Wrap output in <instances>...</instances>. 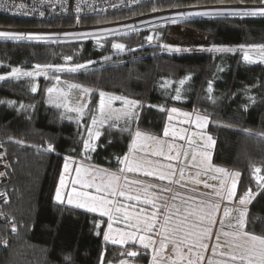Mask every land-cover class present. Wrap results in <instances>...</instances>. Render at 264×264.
I'll return each mask as SVG.
<instances>
[{
  "label": "trees",
  "instance_id": "trees-1",
  "mask_svg": "<svg viewBox=\"0 0 264 264\" xmlns=\"http://www.w3.org/2000/svg\"><path fill=\"white\" fill-rule=\"evenodd\" d=\"M260 2L160 0L87 18L81 25L106 26L174 8ZM72 24L66 19L39 23L0 14V29ZM261 45L264 16L193 19L56 44L0 39V146L9 166V184L3 188L8 201L0 219L12 220L15 229L13 234L0 230V264H101L102 259L103 264H117L126 257L149 264L145 248L104 240L107 216L59 203L55 193L65 157L116 171L122 166L117 158L127 155L135 132L163 135L171 107L207 118L205 132L214 142L210 163L239 173L235 202L250 197L243 211V231L264 237V62L243 60L244 54H264ZM187 48L206 51H173ZM34 67L48 70L37 78L35 92L31 79L13 75ZM165 80L170 83L167 89L162 88ZM70 84L81 85L77 89L81 94H69ZM49 88L54 91L49 93ZM84 88L90 91L85 93ZM100 92L106 101L112 96L123 98L116 102L139 103L132 109L134 119L120 118L105 126L95 150L85 152L83 142L97 114ZM62 93H67V100ZM74 101L87 108L82 124L63 116L60 106H73ZM130 251L138 255L130 257Z\"/></svg>",
  "mask_w": 264,
  "mask_h": 264
},
{
  "label": "snow or ice",
  "instance_id": "snow-or-ice-1",
  "mask_svg": "<svg viewBox=\"0 0 264 264\" xmlns=\"http://www.w3.org/2000/svg\"><path fill=\"white\" fill-rule=\"evenodd\" d=\"M261 14H264V9L259 10ZM210 14L215 15H224V11H215L214 13L210 12H186L182 13V16L185 17H192V16H206ZM230 15H237L240 14L236 11L229 12ZM245 15L248 14H255L254 12H245ZM13 34L6 33V32H0V36L8 37L12 36ZM17 38H20L17 36ZM114 48L117 49H123L124 45L122 44H114ZM264 52V45L259 46ZM219 51H231V49H218ZM70 59V58H69ZM245 59H248V56L245 55ZM77 67H82L81 65H78ZM74 70V69H71ZM14 72L17 71L16 69L13 70ZM26 75H31V73H26ZM0 79H3V77H0ZM184 83L183 80L180 81V84L182 85ZM82 86L79 84H70L69 88H75L79 89ZM35 91V89H33ZM54 89L49 88L48 92L52 93ZM83 91L85 93L89 92L90 90L87 88H84ZM179 89L176 90L177 95L176 99L180 98ZM64 96V99L67 100V93H62ZM100 101H99V112L101 116L103 117V120L108 119H120V118H126V119H134V114L132 112V109L139 103L138 101H129L124 100L125 105L128 106L126 111L122 112H116L115 110H111L110 104L111 101L114 99H123L121 97H108V100H105L106 94L104 92H100ZM59 106V105H57ZM106 107L108 108V111H106ZM69 111H81L80 108H68ZM162 111L164 109H161ZM170 113H178L177 108L173 107L170 109ZM184 117L183 120L179 121L181 124H191V114L189 113H182L180 114ZM173 119V116L170 114L168 116V120L171 121ZM203 118L197 116L196 121L200 127H203V124L200 123ZM102 122V121H101ZM97 123V120L95 117L92 119V124L95 125ZM89 137L88 140H85L84 143V149L85 152H87L88 149L95 150L92 144L90 143L93 132L91 129H88ZM188 132V129L180 128L179 131H177L176 128H172L171 131L168 126L164 128L163 135L165 137H168L171 135L174 139L178 138L180 140H185L187 142V145L189 148H191L196 141L192 139V137L186 135ZM96 135L98 136L99 133L97 132ZM142 135L145 136L148 140H153L159 145V147L152 153L155 156L163 157L164 160L167 161H180L181 157H183L185 160H188L189 157L191 159V164L186 165L184 167L177 165H173L172 163H168L167 165H164L162 162H153L151 160H147L145 158H140V160H137L135 158H130L129 155H125L122 159L117 158L120 163H123L125 165L124 168H121L119 170V173H112L108 172L107 170H101L98 168H95V166H88L85 167L83 165H79L75 168L76 172V179L72 181L73 188L72 193L69 196V203H72V196H75L77 200V207L85 208L87 211L90 212H99L100 216H107V228L108 232L104 234V240L109 241L111 239L112 243H120L123 244L127 240H133L135 241L137 239L138 233H149L151 235H139L138 240L142 244V246L147 248H153V251L159 255V253L165 251L167 249V245L169 242L173 244L172 252L175 256V259L171 260V264H181V262L184 259H187L188 264H198V261H203L204 257L202 253L196 252V249H202L207 250L208 245L205 243V240L210 238V234H212V226L216 224V221L213 219V217L219 212L220 205L219 203H213L211 201H201L200 207L198 208V211L201 213L197 221L192 223L191 226H188L187 217L183 221H177V224L174 225L171 229H169L167 226L163 227V232L155 231V223L153 221L156 218V212H153L151 214V217H148L147 215L141 216L139 213H134L132 211L127 210L128 205H125L118 200H114V197H122L124 201H135L137 203H143V204H152L153 208H156V204L148 199L149 192L148 190L150 188H159L161 191H172V189L168 188L165 185H157V184H144L143 181L136 180V179H128L126 176H122L121 174L126 170L128 172H136V171H143V174L145 176H155L161 181L167 180L168 183H179L181 179L184 177V171L185 167H199L201 169V172H208L213 171L217 173H224L225 170L222 168L213 167L211 163L207 162V153H203L204 159L197 162V154L195 150H193L191 153L188 151H175L172 144H167V152H165V142H163L159 137L151 136L147 134H142L141 132L137 131L135 133V136L137 138L141 137ZM196 133H192V136H195ZM211 137H209V140ZM184 146L182 145L181 148ZM49 151H52V147L49 146ZM135 142L130 149V151H135ZM70 160L69 157H65V165L64 168L67 171L69 168L68 161ZM153 163H156L158 165L155 169H145L144 165H152ZM167 169V171H165ZM257 172H259V169H256ZM177 172H179V179H175ZM201 172L197 173V176L201 174ZM235 175H239V173H236ZM213 179H220L219 177H212ZM97 179H99V182H97ZM121 180L124 181L123 186L121 185ZM64 183L63 175L61 176V184ZM195 183L199 184L201 183L200 180H195ZM79 184L81 189H94V193L88 192V191H77L75 185ZM143 185L142 188L136 190V194H133L132 192H126L124 189L131 186V185ZM224 181L220 180V186L223 187ZM205 188L208 187H214L212 185H209L207 183L204 184ZM235 182L232 184V189L228 191L227 198L229 200L232 199V196L234 194L235 190ZM140 192L144 193L143 199L141 198ZM216 195L220 196L221 192L217 191ZM247 195V194H246ZM174 198V197H173ZM223 198V197H222ZM56 199L60 200V191L57 190ZM246 200L244 197H241L239 199V203L241 205L245 204ZM166 207V204H165ZM140 212H144V209L141 208ZM194 212L188 213V215H194ZM244 212L241 211L239 213V216L235 217V224L232 223L231 219L226 220L225 218H228L230 216V212L227 208L223 211V218L219 220V224L222 226H226L229 228L236 229L233 232H224L223 234L225 236H231L234 241H238L237 247L242 248L244 250V254L242 255H236L233 253H227L229 255L231 261H236L237 259L241 261H246V264H264V237L256 236L253 234H250L248 232L241 231V229L244 228ZM133 221H135L133 223ZM205 221H207V225L205 226ZM113 222L116 223H125V228H131L135 229V231H124L117 229L116 231L119 233V239L112 238L109 233L113 231ZM167 223V221H166ZM15 229H13L14 231ZM173 233V235H168L167 233ZM179 233H182V235H177ZM153 235L160 237V239L154 240L152 237ZM217 239H219V235L216 236ZM158 245V247H157ZM180 245H187V252L183 251ZM129 256H136L138 255L135 251H130L127 253ZM194 257V258H193ZM101 264H103V259L101 260ZM153 264H156V258L153 257ZM211 264V261L209 262Z\"/></svg>",
  "mask_w": 264,
  "mask_h": 264
},
{
  "label": "rangeland",
  "instance_id": "rangeland-1",
  "mask_svg": "<svg viewBox=\"0 0 264 264\" xmlns=\"http://www.w3.org/2000/svg\"><path fill=\"white\" fill-rule=\"evenodd\" d=\"M111 29H107V30H92V32H86L84 33L82 36H86V37H96L98 34H109L111 33L110 31ZM209 50V49H207ZM174 52H203L206 51L205 49H198V48H187L184 49L182 51L178 50V49H173ZM254 54V55H253ZM253 54H244L243 55V60L247 63L250 64H257V63H263L264 62V54L259 52V53H253ZM245 55L248 56V59H245ZM258 55L255 57V60L253 58V56ZM48 70H42L38 67H34V68H30V70H21L20 72H16L14 73V77H19L21 79H31L33 82V89H35L36 91V80L37 78L46 73ZM44 72V73H43ZM26 73H31V75H26ZM168 87H170V83L168 81H163L162 82V88L167 89ZM67 90V89H66ZM33 91V92H35ZM55 93V92H54ZM58 94V93H56ZM62 97V96H61ZM82 102V100H81ZM63 109V113H64V118L67 121L70 122H74L77 124H82L83 123V119L86 117L88 111L87 108L83 105H81L80 103H78L77 101L73 102V106H60ZM72 107V108H80L81 111H69L68 108ZM123 110H127L128 106L125 105L124 101L121 102H116L115 100L111 101L110 104V108L111 110H115L116 112H120V110H116L117 108H120ZM173 108V107H171ZM168 109V114H167V122H166V126L169 127L170 131L172 128H176L177 131H179L180 128H185L188 129V132L186 135L192 137V139H194L196 141V143L189 148L187 145V142L185 140H180L178 138H173L171 135H169L168 137H165L164 135L162 136H156L159 137L163 142H165V152H167V144H172L174 147L175 151H188L189 153H191L193 150H195L196 154H197V159H204L203 153H207V160H209V158L211 157V150L213 149V140L210 139L209 140V135L205 132L206 129V124H207V118L205 116L196 114L193 115L187 111H183L181 109H178V113H170V109ZM106 109H108L106 107ZM95 111H97V114L94 115V117L97 120V123L95 125L92 124V119L90 121V124L88 126V129H91L93 132V137L90 141V143L92 144V146L96 147V142L99 138V136L101 135L102 129L107 126V125H111L112 123L116 122L118 119L112 118V119H108V120H103V117L100 115L99 112V104L97 105ZM108 111V110H106ZM182 113H189L191 114V119H192V123L191 124H181L179 123V121L183 120L184 117L180 114ZM173 116V119L171 121L168 120V116L169 115ZM199 116L201 118H203L201 120L200 123L203 124V127H200L196 121V117ZM102 121V122H101ZM165 126V127H166ZM99 133V135L97 136L96 133ZM136 133V132H135ZM135 133L133 134V139L131 142V146L130 149L132 148L134 142H135V151H130L127 153V155L130 156V158H135L137 160H140V158H145L147 160H151L153 162H162L164 165H167L168 163H172L173 165H177L179 164V166L184 167L186 165H190L191 164V159L189 157L188 160H185L183 157H181L180 161H167L164 160L163 157L160 156H155L152 153L159 147V145H157V143L153 140H148L145 138L144 135H142L141 137L137 138L135 136ZM192 133H196L195 136H192ZM145 134V133H142ZM148 135V134H147ZM152 136V135H151ZM89 137V132L87 130V137L86 140H88ZM184 146L183 148H181V146ZM87 151L91 152L93 151L91 148L88 149ZM200 160H197V162H199ZM66 161L64 162L65 165ZM69 163V168L66 171L63 165V169H62V173L60 175L58 184H57V188H56V193H55V200L59 203H64L66 205L69 206H73V207H77V200L75 198V196H72V203H69V196L72 193V188H73V183L72 181L76 179V172H75V168L79 165H83L85 167L88 166H93L91 164L85 163V162H75L73 159H70L68 161ZM125 165L122 163V166L116 170H107L104 168H98L101 170H107L108 172H112V173H119V170L121 168H124ZM145 169H155L158 167V165L156 163H153L152 165H144ZM199 167H185V171H184V177L183 179L180 180L179 183H168L167 180L165 181H161L159 180L157 177L155 176H145L143 174V171H136V172H128V171H124L121 175L122 176H126L128 177V179H136V180H140L143 181L144 184H148V183H152V184H157V185H165L168 188L172 189V191H161L159 188H150L148 190L149 195H148V199H153L155 202L158 201H163V208L162 210L159 209L158 205L156 204V208L153 209L151 212H156V218L153 221V223H155V231H162V225L167 226L168 228H172L174 225L177 224V221H183L185 219V217H187V221H188V226L190 227L192 223L197 221L198 216L201 214L198 211V208L200 207V202L199 200H195V199H200V198H193L194 196H203L202 194H206L204 191L200 190L199 188L204 189V182H201L199 184L195 183V180H201L203 179L202 174H200L199 176H197V173L200 172V169L198 170ZM225 170V169H224ZM165 171H167V169H165ZM238 172H229L227 170H225V174L223 175V173H217V176L220 178L219 179V184H220V180L224 181L223 187L220 189L218 188L217 191L221 192L220 196L223 195H227L228 191L232 189V184L233 182H235V185L237 186L238 181H239V175H235ZM63 175V179H64V183L61 184V176ZM232 175V176H231ZM175 179H179V172H177V175L175 177ZM97 182H99V179H97ZM230 182V183H229ZM189 183H195L196 187L192 186ZM124 181L121 180V185L123 186ZM175 184V185H173ZM208 184V183H207ZM77 191H88V192H92L94 193V189H81L79 184L75 185ZM143 185H131L129 187H127L128 190H126V192H132L133 194L134 191L136 192L137 189L142 188ZM59 189L60 191V200L56 199V194H57V190ZM214 190H216L214 188ZM227 190V192H226ZM196 191H198L196 193ZM235 191L234 190V194L232 196L233 199V203L227 205L226 207L228 208V210L231 212V210L235 211L236 213H238L237 215L239 216V213L241 211H244L246 209V204L249 202L250 197L249 195L245 196V204L241 205L240 203L235 202ZM141 195V198L143 199L144 197V193L140 192L139 193ZM220 196L215 195L216 198H220ZM174 197V198H173ZM114 200H118L115 197L113 198ZM119 202L128 205V209L129 211H132L134 213H137L135 209H138V213L141 216L147 215L148 217H151V212L147 211L146 207L147 204H143V203H137L135 201H133V203H126V202H122L120 200H118ZM207 202V201H205ZM166 204V207H165ZM220 205V204H219ZM239 205L242 207L243 206V210H241V208H239ZM225 206V204L221 205V208H223ZM232 207V208H231ZM80 208L82 210L87 211L85 208L82 207H77ZM143 208L144 212H140V209ZM245 208V209H244ZM90 212V211H88ZM190 212H194V215H188V213ZM92 213H96L98 215L99 212H92ZM214 219V218H213ZM167 221V223H166ZM135 221H133L134 223ZM219 226H221L220 224H218ZM205 226L207 225V221H205ZM117 229L119 230H124V231H135V229H131V228H125V223L121 222V223H116L113 222V231L109 233V235L114 238V239H119V233L116 231ZM106 232H108V228H106ZM105 232V233H106ZM139 235H146L145 233H138L137 234V239L135 241L133 240H127L125 243L120 244V243H115L117 245H126V244H136L139 247H142V244L139 242L138 240V236ZM160 237L157 236V239H159ZM153 239H155V237H153ZM107 242L112 243L111 239ZM114 244V243H113ZM180 247L182 248L183 251L187 252V245H180ZM173 248V247H172ZM153 250V248H152ZM196 252H200L202 253L203 257H204V251L202 249H196ZM237 251V250H236ZM235 251V252H236ZM157 255V253H155ZM236 255H242V254H237L234 253ZM163 255V253L161 252V254L159 253V255H157V259L161 258ZM169 259L173 260L175 259V256L173 254V252L171 251V254L169 255ZM194 258V257H193ZM183 261H187V259H184ZM211 261V264H246V261H241L239 259H237L236 261H231L229 255H227L226 253L220 252L217 249L216 250H212L211 255L209 256V262ZM137 262V261H135ZM208 262V264H209ZM138 263V262H137ZM139 264V263H138Z\"/></svg>",
  "mask_w": 264,
  "mask_h": 264
},
{
  "label": "built area",
  "instance_id": "built-area-1",
  "mask_svg": "<svg viewBox=\"0 0 264 264\" xmlns=\"http://www.w3.org/2000/svg\"><path fill=\"white\" fill-rule=\"evenodd\" d=\"M160 0H0V14L7 17L36 21L39 23H51L56 20L66 19L73 23L70 26L43 25L39 27L21 29H0V32L13 34L12 36H0V39L22 42H35L42 44H56L79 39H93L97 37H108L113 35H124L141 30L156 28L171 23L187 20L213 18V17H245L264 16L259 10L264 9V0L256 4L230 3L218 5L190 6L185 8H174L164 11H152L141 14L115 24L106 26L84 27L82 21L87 18L108 15L112 13L127 12L139 7L157 3ZM224 11V15L210 14L206 16L185 17L186 12H210ZM236 11L240 14L230 15L229 12ZM245 12L255 14L245 15ZM109 34H98L96 37L82 36L92 30L111 29ZM19 36L20 38H17ZM9 166L5 158L3 148L0 146V214L2 206L8 201L6 192L3 190L8 184ZM5 228L13 234V221L6 218L0 219V230Z\"/></svg>",
  "mask_w": 264,
  "mask_h": 264
},
{
  "label": "crops",
  "instance_id": "crops-1",
  "mask_svg": "<svg viewBox=\"0 0 264 264\" xmlns=\"http://www.w3.org/2000/svg\"><path fill=\"white\" fill-rule=\"evenodd\" d=\"M197 160H200V159H197ZM207 162L210 163V158H209V160H207ZM199 169L200 168H198V170ZM200 172H201V169H200ZM201 174H202L203 179H201L200 181L204 182V183H208L209 185H212L214 187H208V188H204V189L199 188L200 190L204 191L206 194H202L203 196H199V197L196 195L193 198H200V199H195V200H199V201H211L213 203H219L220 204V209H219V212L213 217L214 220L216 221V224L214 226H212V234H210V238L209 239L205 240V243L208 245V249L206 251L203 250L204 251V259H203V261H198V264H208L209 256L211 255L212 250H216V249L218 251L226 253V254L227 253H233L234 254L236 252H237V254H244V250L242 248H239V247L236 246L237 243H239L238 241H234L231 236H225L223 234L224 232H233L236 229L229 228V227L222 226V225L221 226L218 225L219 224V220L221 218H223L224 209L227 208L226 207L227 205L233 203V199L229 200L227 198V195L220 196V198H216L215 197L217 189L218 188L220 189V187H221L220 184H219V179H213L212 178V177H218L217 176V172L208 171L206 173L201 172ZM224 174H225V172L223 173V175ZM189 184H191L192 186L196 187L195 183H189ZM173 185H175V184H173ZM214 188L216 190H214ZM235 189H236V187H235ZM124 190L126 191L128 189L125 188ZM197 192L198 191H196V193ZM226 192H227V190H226ZM134 193L136 194L135 191H134ZM115 198L120 200V201H122V202H126L128 204L130 202L133 203V201H124L122 197H115ZM149 200H151L154 203H156L158 205L159 209L162 210L163 204H164V202L162 200L158 201V202H155L152 198L149 199ZM222 204H225V206L223 208H221ZM145 207H146L147 211H149V212H151L153 209H155V208L152 207L151 203L147 204V206H145ZM239 208H241V210H243V206L241 207L239 205ZM135 210L138 213V209H135ZM237 214L238 213H236L235 211L231 210L230 216L228 218H225V219L226 220L231 219L232 223L235 224V219L234 218L238 216ZM162 226H164V225H162ZM169 229H171V228H169ZM159 231H160V229H159ZM241 231H243V229H241ZM161 232H163V227H162V231ZM145 234L146 235H151L149 233H145ZM167 234L168 235H173V233H171V232H169ZM177 235H182V233H179ZM217 235H219V239L216 238ZM153 237H155L154 240H157V241L160 239V238L157 239V236H155V235H153ZM157 247H158V245H157ZM172 247H173V244L171 242H169L168 245H167V249L162 252L163 255L159 259H157V255L155 254L156 252L153 251L151 247L147 248L146 250L148 251L149 258H150V263L149 264H153V257L156 258V264H171V260L169 259L170 258L169 255L171 254ZM130 257H133V256H130ZM117 264H138V263L135 262L133 260V258L130 259V258L126 257V258L122 259L121 261H119ZM181 264H188V262L187 261H182Z\"/></svg>",
  "mask_w": 264,
  "mask_h": 264
},
{
  "label": "water",
  "instance_id": "water-1",
  "mask_svg": "<svg viewBox=\"0 0 264 264\" xmlns=\"http://www.w3.org/2000/svg\"><path fill=\"white\" fill-rule=\"evenodd\" d=\"M69 94H74V95L78 96L79 94H81V92L77 89L72 88L69 90Z\"/></svg>",
  "mask_w": 264,
  "mask_h": 264
}]
</instances>
